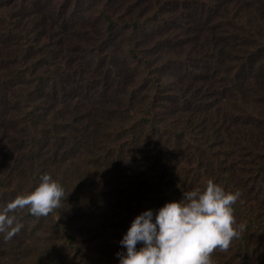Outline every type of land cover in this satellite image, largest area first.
<instances>
[{"label": "trees", "instance_id": "trees-1", "mask_svg": "<svg viewBox=\"0 0 264 264\" xmlns=\"http://www.w3.org/2000/svg\"><path fill=\"white\" fill-rule=\"evenodd\" d=\"M53 1L0 0V209L45 173L67 198L17 213L0 264H119L209 179L246 225L213 264H264V0H66L69 25Z\"/></svg>", "mask_w": 264, "mask_h": 264}, {"label": "clouds", "instance_id": "clouds-1", "mask_svg": "<svg viewBox=\"0 0 264 264\" xmlns=\"http://www.w3.org/2000/svg\"><path fill=\"white\" fill-rule=\"evenodd\" d=\"M241 195L209 179L202 188L183 192L180 201L165 203L155 221L151 209L142 212L119 242L125 249L116 253L119 264H213L212 254L228 251L246 230L234 215ZM65 198L61 183L42 174L34 190L0 209V235L7 242L21 232L24 225L17 213L25 208L37 218L47 217Z\"/></svg>", "mask_w": 264, "mask_h": 264}, {"label": "rangeland", "instance_id": "rangeland-1", "mask_svg": "<svg viewBox=\"0 0 264 264\" xmlns=\"http://www.w3.org/2000/svg\"><path fill=\"white\" fill-rule=\"evenodd\" d=\"M13 3H11L10 5H7L4 3V11H7L9 9H12ZM53 6L55 8V14H53V19L52 21L58 22V21H62L63 25H65V23H68L67 25H69L68 22V18L70 16V14L68 13V4L66 3V0H54L53 1ZM78 9L80 12H82L83 14H87L91 9H93L91 3L89 2H78L77 3ZM76 5L71 7L72 9H75ZM74 11V10H72Z\"/></svg>", "mask_w": 264, "mask_h": 264}]
</instances>
